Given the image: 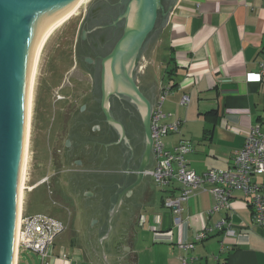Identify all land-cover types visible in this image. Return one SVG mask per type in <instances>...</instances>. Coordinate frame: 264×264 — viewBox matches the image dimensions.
<instances>
[{
	"label": "crops",
	"instance_id": "1",
	"mask_svg": "<svg viewBox=\"0 0 264 264\" xmlns=\"http://www.w3.org/2000/svg\"><path fill=\"white\" fill-rule=\"evenodd\" d=\"M113 3L99 0L91 10L95 15ZM100 18L97 14L91 27ZM149 51L156 54L150 57ZM142 57L140 88L153 107L164 89H172L164 121H182L179 132L165 137L167 148L188 144V165L198 174L231 169L250 127L259 124L264 130V75L259 82L247 79L264 61V0H179ZM185 95L189 101L182 104ZM70 137V156L60 162L55 181L67 202L66 216L55 217L67 221L68 245L59 246L57 238L42 264H264V228L253 225L241 193L230 199L231 212L211 211L213 194L197 189L183 202L179 223L166 206L167 198L181 192L178 181L162 187L146 170L140 184L121 198L138 178L136 170H127L128 143L109 135L94 162L82 139ZM227 216L236 235L215 229L197 239L205 226ZM190 243L194 247L182 246Z\"/></svg>",
	"mask_w": 264,
	"mask_h": 264
},
{
	"label": "water",
	"instance_id": "2",
	"mask_svg": "<svg viewBox=\"0 0 264 264\" xmlns=\"http://www.w3.org/2000/svg\"><path fill=\"white\" fill-rule=\"evenodd\" d=\"M60 1L0 0V264H8L25 101L39 37ZM178 2L173 0L169 6L165 24ZM160 5L161 0H130L121 16L126 20L125 33L102 63L107 117L112 119L108 110L111 96L128 98L142 115L146 138L145 142L129 141L124 125L119 123L120 139L127 140L132 152L127 170H136L138 175L121 198L140 184L146 170L154 171L156 166L151 134L153 106L132 69L142 43L155 27ZM87 61L92 59L87 58ZM140 125L137 135L142 140ZM67 144H71L70 139Z\"/></svg>",
	"mask_w": 264,
	"mask_h": 264
},
{
	"label": "built area",
	"instance_id": "3",
	"mask_svg": "<svg viewBox=\"0 0 264 264\" xmlns=\"http://www.w3.org/2000/svg\"><path fill=\"white\" fill-rule=\"evenodd\" d=\"M263 75L264 61L261 63V70L248 73L247 79L259 82ZM169 90L170 88L164 89L163 95L152 109V149L156 160L152 174L162 187H166L173 180L182 185L181 192L176 197H169L166 200V206L173 210L176 221L182 222L183 202L195 190L206 189L213 194L215 199L211 211L229 210L231 212L230 199L237 192L241 193L250 205L253 225L264 228V130L259 124L250 127L244 145L235 152L231 169H210L203 174H198L188 165L187 155L191 151L188 144L179 142L172 149L166 146L165 137L179 132L182 124L181 120L164 121L168 114L163 111L162 106ZM188 101L189 97L185 95L182 98V104ZM233 226L231 216H227L213 226H205L197 234V239L206 238L215 229L234 236L236 229ZM64 229L63 223L54 217L42 214L25 215L23 211L19 249L21 246H30L41 254L45 261L50 254L49 250L52 249L57 237ZM182 246L192 248L194 244H182Z\"/></svg>",
	"mask_w": 264,
	"mask_h": 264
},
{
	"label": "flooded vegetation",
	"instance_id": "4",
	"mask_svg": "<svg viewBox=\"0 0 264 264\" xmlns=\"http://www.w3.org/2000/svg\"><path fill=\"white\" fill-rule=\"evenodd\" d=\"M129 1H114L112 11L109 10V7H101V10L94 15L95 12L91 10L90 15L85 14L78 24L70 69L77 70L81 76H68L67 73L65 75L66 81L63 80L55 92V101L68 100V103L65 107L56 110V114L62 115L63 119L58 122L59 128L54 131L53 137L63 143L66 139L71 140L68 147L62 145V148L55 149L53 157L59 160V163H64L70 156L72 146V137L70 136L82 139L84 146L88 147L87 152L91 153V158L96 159L94 160L96 162L98 149L105 144L109 135H116L119 139L121 138L119 123L124 125L129 141L133 143L135 141L145 142V133L143 134V141L138 138V123L134 110H137L140 115L141 113L128 98L116 94L111 96L108 110L112 119L107 117L103 101V59L113 51L125 33L126 20L121 16L125 13ZM172 1L161 0L155 27L147 35L135 57L132 73L136 80L138 74L135 72L138 73L142 56L155 41L158 32L165 24L168 8ZM97 14L101 17L99 25L88 27L93 25ZM84 31H86V36H84ZM87 58H91L92 61H87ZM64 87L70 88L67 95L61 91ZM84 106L85 108H83ZM123 141L126 142L127 140Z\"/></svg>",
	"mask_w": 264,
	"mask_h": 264
},
{
	"label": "rangeland",
	"instance_id": "5",
	"mask_svg": "<svg viewBox=\"0 0 264 264\" xmlns=\"http://www.w3.org/2000/svg\"><path fill=\"white\" fill-rule=\"evenodd\" d=\"M98 1L99 0H85L75 13H73L51 36L46 43L39 60L31 104V127L28 149L29 161L26 171V189L23 197L22 209L24 210L25 215L42 214L51 217L57 215V218L59 215H61L62 218H64L63 215L66 216V199L60 192H56L58 187L55 185V181L58 179L57 177L61 175L59 172V166L61 163L53 157V153H55V149H58L59 147L62 148V145H64V147H68L69 145L67 144L68 139L63 143L62 141L55 139L53 133L55 130H58V122H61V119H63L62 115L56 114V110L57 108L65 107L68 100L55 101V92L57 86L61 84L63 80L66 81L65 75L67 73L68 76H81L80 72L77 70L73 71L70 69L72 64L71 56L73 53V45L75 43L78 24L81 18L85 12L90 15L91 8L95 3H98ZM112 8H114V6H110L109 10L112 11ZM159 47L162 51L163 44H161V46L159 45ZM157 49L156 53H160L159 48ZM150 52L151 51H149L150 57L156 54H153V52L150 54ZM150 57H147L148 66L153 63V59ZM155 58L159 61L158 63H160V66L164 65L163 62H160V59L156 56ZM161 69L162 67L159 69V72H161L160 79L162 81L164 80L167 85L168 77L165 75L164 69ZM136 74L138 73L136 72ZM61 91L67 95L70 92V88L64 87ZM172 95H174V93L171 89L169 90V94H167L166 100L163 104L162 109L165 112ZM45 176L50 177V180L45 179ZM41 179L43 180L40 181ZM41 183L44 184L41 185ZM30 187L32 188L30 189ZM66 189L67 187L64 190ZM62 223L65 227L64 231H66L68 228L67 221L62 220ZM57 238L59 246L64 244L68 245L67 232H64ZM46 260H48V257L45 258V261ZM42 263L43 257L41 254L34 251L30 246L20 247L18 264Z\"/></svg>",
	"mask_w": 264,
	"mask_h": 264
},
{
	"label": "bare ground",
	"instance_id": "6",
	"mask_svg": "<svg viewBox=\"0 0 264 264\" xmlns=\"http://www.w3.org/2000/svg\"><path fill=\"white\" fill-rule=\"evenodd\" d=\"M85 0H61L56 9L48 18L46 24L44 25L38 42L36 57L34 61V66L27 90L25 110L22 123V135H21V147H20V157H19V167H18V177H17V188L14 203L12 230L10 238L9 256L8 264L17 263V254L19 251L20 242V229H21V218L23 209V197L26 189V171L28 166L29 158V136H30V119H31V104H32V93L34 88V83L36 79V73L38 70L39 60L46 46V43L59 29L67 19L78 9V7ZM32 187H30L31 189Z\"/></svg>",
	"mask_w": 264,
	"mask_h": 264
},
{
	"label": "trees",
	"instance_id": "7",
	"mask_svg": "<svg viewBox=\"0 0 264 264\" xmlns=\"http://www.w3.org/2000/svg\"><path fill=\"white\" fill-rule=\"evenodd\" d=\"M114 1H118V0H114ZM100 7H103V6H100ZM92 25V24H91ZM91 25L90 26H88V27H91ZM173 86H176V85H173ZM135 109V108H134ZM134 113H135V115L137 116V123H138V125L141 123V125H140V127H141V132H142V141H143V138H144V136H143V134H144V128H143V121H142V119H141V115L138 113V111L137 110H134Z\"/></svg>",
	"mask_w": 264,
	"mask_h": 264
}]
</instances>
